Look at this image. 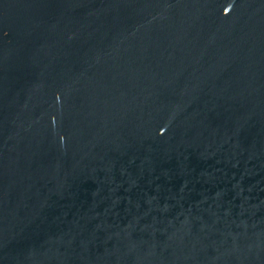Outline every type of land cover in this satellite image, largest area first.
<instances>
[{
    "label": "water",
    "instance_id": "95a60500",
    "mask_svg": "<svg viewBox=\"0 0 264 264\" xmlns=\"http://www.w3.org/2000/svg\"><path fill=\"white\" fill-rule=\"evenodd\" d=\"M0 264H264V0H0Z\"/></svg>",
    "mask_w": 264,
    "mask_h": 264
}]
</instances>
